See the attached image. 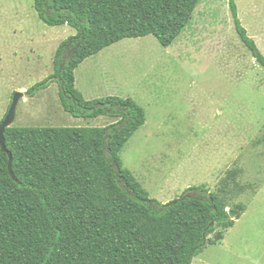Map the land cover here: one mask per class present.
Masks as SVG:
<instances>
[{"label": "trees", "instance_id": "16d2710c", "mask_svg": "<svg viewBox=\"0 0 264 264\" xmlns=\"http://www.w3.org/2000/svg\"><path fill=\"white\" fill-rule=\"evenodd\" d=\"M202 1L35 0L44 24L69 25L77 33L58 47L54 73L25 96L57 84L73 117L118 121L6 129L13 161L0 144V264H192L235 226L227 205L246 191L241 168L229 169L217 192L200 185L168 203L152 199L120 158L147 121L144 108L132 98L86 100L76 88V70L125 39L153 36L165 48L174 45ZM229 7L240 41L264 67L236 0ZM235 210L240 217L244 208Z\"/></svg>", "mask_w": 264, "mask_h": 264}, {"label": "rangeland", "instance_id": "374dc122", "mask_svg": "<svg viewBox=\"0 0 264 264\" xmlns=\"http://www.w3.org/2000/svg\"><path fill=\"white\" fill-rule=\"evenodd\" d=\"M7 3L11 13L15 3L19 6L23 21L20 15L18 20L14 16L7 31L0 9V34L15 42H9L7 51L0 43V110L4 115L16 92L26 93L54 73L53 69L39 80L52 63L56 42L50 41L58 40V34L76 35L69 25L44 24L35 11V0ZM236 3L243 26L264 55V0ZM23 26L32 32L22 38L14 30ZM75 76L76 88L86 100L132 98L144 108L146 124L120 158L150 198L163 203L161 191L179 195L200 185L217 192L221 175L241 168L239 183L246 191L230 198L227 205L228 211L242 206L241 216L231 218L235 226L225 231V239L208 246L192 264H264V67L240 41L229 0H203L169 48L153 36L125 39L85 61ZM30 99L25 96L20 101L14 126L39 127L33 121L51 120L52 113L47 114L51 105L46 106V101L52 103L55 97L48 96L45 103ZM90 121L92 127L102 126ZM64 122L59 127L70 125L69 118Z\"/></svg>", "mask_w": 264, "mask_h": 264}, {"label": "crops", "instance_id": "0c3cea01", "mask_svg": "<svg viewBox=\"0 0 264 264\" xmlns=\"http://www.w3.org/2000/svg\"><path fill=\"white\" fill-rule=\"evenodd\" d=\"M2 1L4 2V3H6V4H4V3H2ZM12 4V3H11ZM15 5H16V8H14L13 10H14V13H11L10 11H8L9 10V5H8V3H7V0H0V9H1V18H3V20L5 21V24H6V28L5 29H7V31L9 30V28H7L8 27V22L9 21H11V20H13L14 19V16L17 18V20H18V15H20V14H18L19 12L17 11L18 9H19V6L15 3ZM16 10V11H15ZM36 11V10H35ZM37 13V12H36ZM38 15V14H37ZM39 17V16H38ZM20 22H22L23 21V18H22V15H20ZM34 19L35 20H37L36 19V16H34ZM40 19V18H39ZM48 26V25H47ZM63 26H68V25H62V26H58V27H63ZM50 27V26H49ZM72 28V27H71ZM72 30H75L74 28H72ZM15 32V34L17 33V34H20V35H22L21 37L23 38L25 35H26V37L32 32L30 29H28V28H25L24 26H23V28L21 29V28H17V27H15V30H14ZM76 31V30H75ZM77 33V32H76ZM58 36V40H51L50 41V44H54V42H56L54 45H53V48H52V63H51V66H50V68L48 69V70H46V72H45V74L44 75H42V77L39 79V80H41V79H43L45 76H47L46 74L47 73H52L53 72V69H54V59H55V54H56V51H57V49H58V47H59V45H60V43L61 42H63V40H64V38L65 39H67L66 37H64V35L63 36H61V34H58L57 35ZM10 38V37H9ZM9 38L7 39V35L5 34V36L4 35H1L0 34V43H3L4 45H5V51H7V49H8V47H7V45H9V42L11 41V43L12 44H14L15 42H14V40H9ZM38 38H40V35H39V37ZM57 38V37H56ZM25 40H23L22 42H21V45H24L25 44ZM29 43H30V40H29ZM46 43V42H45ZM31 44H35V42H32L31 41ZM104 51V50H103ZM102 51V52H103ZM101 52V53H102ZM101 53H99L98 55H96L97 57L101 54ZM36 54V53H35ZM96 56H94V57H96ZM94 57H91V58H94ZM91 58H89V59H91ZM89 59H87V60H89ZM86 60V61H87ZM24 85H26V84H24ZM27 87H29L28 85H26ZM53 87L50 89V88H48V89H46V90H43V91H41L37 96H35V97H33V98H31L30 99V101H32V102H37V101H40L41 103L42 102H44L45 103V99L48 97V96H52V98H54L55 97V99H53L54 101L52 102V103H47V101H46V106H47V104H50L51 106H49V107H47V110H48V113L47 114H51L52 113V115L54 114V111L55 110H57V113H58V115L55 113L54 114V116H52L51 115V120H49L48 118L45 120L46 122H36V121H33V123L35 124V126H39V127H59L60 126V124L62 125V124H65V120L67 119L68 120V118H69V123L68 124H70V125H68V126H66V127H72V128H80V127H92V126H90L91 125V121L90 120H95L94 121V123H97V124H99V125H102V126H93V127H106V126H108V125H111V124H113V123H115V122H117L118 121V119H116V118H111V117H106V116H102V117H99V118H96V119H83V118H75V117H73V118H71L70 116H68V115H71V114H69V113H67L65 110H64V108H63V106H62V103H61V100H60V97H59V87H58V85H52ZM52 91V94H50V92ZM54 95H56V96H54ZM42 97H44V98H42ZM20 104V103H19ZM54 106V107H53ZM3 107V106H2ZM19 108V107H18ZM53 108V109H52ZM6 111H7V108H6ZM4 112L5 113V115L7 114V112ZM2 113V108H1V110H0V114ZM3 114V113H2ZM1 114V115H2ZM5 115L3 114L2 115V117L0 116V118H4L5 117ZM4 116V117H3ZM72 116V115H71ZM50 117V116H49ZM101 118H103V121L101 122L100 121V119ZM1 119V120H2ZM18 119V116H17V118H16V120ZM38 121H40V118H38L37 119ZM41 121H44L43 119L41 120ZM57 121H61V122H57ZM67 124V123H66ZM146 124V123H145ZM65 126V125H64ZM15 127H18V126H16L15 125ZM63 127V126H62ZM221 173V172H220ZM224 177L225 175H221V177ZM219 178V180L220 179H222V178ZM135 178V177H134ZM136 179V178H135ZM136 181H137V183H139L138 182V180L136 179ZM140 185H141V183H139ZM141 187H142V185H141ZM182 193H184L183 191L179 194V195H181ZM160 194L162 195H164L165 197H164V200H163V203H168V202H170L171 200H174L175 198L177 199L178 198V196L179 195H172V196H169V194L167 195V194H164V192L163 191H161L160 192ZM159 194V195H160ZM225 239V238H224Z\"/></svg>", "mask_w": 264, "mask_h": 264}, {"label": "water", "instance_id": "95a60500", "mask_svg": "<svg viewBox=\"0 0 264 264\" xmlns=\"http://www.w3.org/2000/svg\"><path fill=\"white\" fill-rule=\"evenodd\" d=\"M24 98H25L24 92H16L13 95L12 103L10 105L8 113L5 117V119L0 123V144L2 146L3 151L8 153V155L10 157V163H12V161H13V155L7 149L6 142H5V131H6V129L14 126V123H15L16 118H17V111H18L19 103ZM238 213H239L238 210L229 212L230 217L232 219L235 218L238 215Z\"/></svg>", "mask_w": 264, "mask_h": 264}]
</instances>
